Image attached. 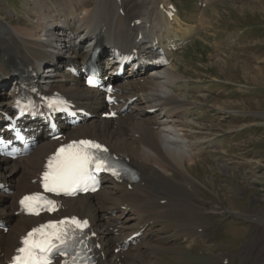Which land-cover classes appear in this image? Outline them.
Wrapping results in <instances>:
<instances>
[{
  "label": "bare ground",
  "instance_id": "6f19581e",
  "mask_svg": "<svg viewBox=\"0 0 264 264\" xmlns=\"http://www.w3.org/2000/svg\"><path fill=\"white\" fill-rule=\"evenodd\" d=\"M169 5V0H27V19H8L6 9L2 10L6 16L0 17V114L10 112L18 91L17 72L28 69L40 90L57 92L76 109L91 113L92 118L66 131L67 139L91 138L139 173L135 184L107 180L93 196L57 200L56 218L75 215L87 220L98 264H156L172 243L190 249L207 229L197 221L201 213L188 198L199 193L191 173L194 158L213 155L215 150L208 151L204 140L192 143L191 138L198 141L203 128L196 122L199 118L190 114L188 99L195 103L199 97L182 89L184 77L173 65V53L167 51L170 63L166 67L149 72L140 69L115 84L117 105L111 109L122 114L114 121L99 117L104 104L98 92L84 88L62 70L84 58L82 49L92 42L101 49L122 52L146 53L155 42L165 50L178 48L195 31L187 22L183 25L177 10L168 17ZM60 51L63 55L56 57L57 65L50 63ZM100 60L103 70L112 67L108 57L106 62ZM43 143L26 158L13 162L0 158V183L11 185L8 195L0 190V222L9 226L6 233L0 231V264L28 229L49 219L17 213L19 197L37 190L44 160L58 142ZM172 215L178 217L176 226L160 225ZM171 229H177L180 240L172 239ZM135 234L139 237L127 243ZM117 248L119 252L113 253ZM253 255L252 264H264V247L253 249ZM229 257L222 253L208 264H227Z\"/></svg>",
  "mask_w": 264,
  "mask_h": 264
},
{
  "label": "rangeland",
  "instance_id": "374dc122",
  "mask_svg": "<svg viewBox=\"0 0 264 264\" xmlns=\"http://www.w3.org/2000/svg\"><path fill=\"white\" fill-rule=\"evenodd\" d=\"M169 1L195 31L172 58L182 89L199 97L188 99L203 128L191 140L215 153L194 158L191 172L199 193L188 203L199 208L205 233L190 249L172 243L155 262L208 264L226 253L227 264H252L253 249L264 247V0ZM26 7L27 0H0V17L6 9L8 19H27ZM169 217L160 225L176 226L178 217ZM178 233L171 229L173 240Z\"/></svg>",
  "mask_w": 264,
  "mask_h": 264
},
{
  "label": "snow or ice",
  "instance_id": "6c2138e0",
  "mask_svg": "<svg viewBox=\"0 0 264 264\" xmlns=\"http://www.w3.org/2000/svg\"><path fill=\"white\" fill-rule=\"evenodd\" d=\"M92 83V80H89ZM51 106V105H50ZM108 150L101 144L90 140L74 141L65 147L58 149L56 155L49 160V168L51 172H45L43 175L44 188L46 191L59 193H71L77 190L86 180H95L93 172L110 171L113 175H119L117 169L112 162L105 159L100 153H106ZM55 161V164H53ZM20 203L24 205L29 212L39 214L42 206L46 205L48 210H54L56 205L54 201L42 197L40 194L25 196ZM65 224V221H60ZM74 224L81 231L87 227L86 220L80 221L75 217L68 222ZM54 227L53 225H41L39 228L33 229L23 239L22 244L25 247L18 249L19 252L25 253L28 264H50L51 251L55 250L60 255H67L70 241L76 239L74 230L69 227L66 229H57V231L45 234L44 229ZM34 233H41L44 239L36 241L33 238ZM61 242L64 247H59L52 243V239ZM82 243V241H81ZM80 253L77 252L76 256ZM75 256L73 259L75 260ZM17 260L21 259L19 256Z\"/></svg>",
  "mask_w": 264,
  "mask_h": 264
}]
</instances>
